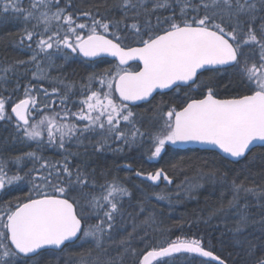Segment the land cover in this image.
<instances>
[{
  "label": "snow or ice",
  "instance_id": "6c2138e0",
  "mask_svg": "<svg viewBox=\"0 0 264 264\" xmlns=\"http://www.w3.org/2000/svg\"><path fill=\"white\" fill-rule=\"evenodd\" d=\"M112 7L120 19L102 14L100 5L78 7L75 0H28L27 7L23 0H0V16L12 14L31 24L20 39L29 48L35 44L28 62L35 65L37 81L25 85L15 101L11 93L0 95V122L11 124L20 143L35 145L14 156L0 153V264H42L45 252H63L78 241L101 249L112 240L125 198L133 193L117 176L102 173L98 179L94 169L73 165L78 153L71 145L90 136L99 137L93 145L97 152L110 148L109 140L121 145L115 151H123L147 138L150 161L161 159L166 146L183 143L210 146L222 159L237 161L264 148V0H151V7L147 0H116ZM165 11L170 14L151 22V15ZM73 56L92 66L108 56L115 64L92 71L79 85L50 76L54 58L67 62ZM0 71L6 83L13 68ZM165 90L183 97L178 103L161 100L152 109L151 130H145L134 108ZM49 148L62 158H46ZM135 175L153 185L172 183L164 168ZM25 186L23 196L4 198ZM199 186L189 184L184 192ZM230 188L229 207L241 194L264 197V188L258 191L243 180L234 178ZM138 211L143 213V206ZM250 219L241 213L235 232ZM134 233L135 227L118 244L131 251L135 264H174L185 254L225 264L202 238L177 236L137 252L130 248ZM81 264H88L87 258ZM257 264H264V257Z\"/></svg>",
  "mask_w": 264,
  "mask_h": 264
},
{
  "label": "trees",
  "instance_id": "16d2710c",
  "mask_svg": "<svg viewBox=\"0 0 264 264\" xmlns=\"http://www.w3.org/2000/svg\"><path fill=\"white\" fill-rule=\"evenodd\" d=\"M75 2L81 8L100 5L102 14L112 19H120L121 12L112 7L116 0H106L107 7L105 0ZM147 2L151 7V0ZM23 6H28V0H23ZM169 14L166 11L158 12L149 18L155 24L156 15ZM141 20H144L143 16ZM25 27L30 28L31 24L26 25L22 18L12 14L0 16V70L9 66L13 68V71L7 73V82L0 81V95L7 97L11 93L13 101L23 96L25 85L37 83L32 79V73L36 71L35 65L28 62L35 44L29 48L27 42L21 43L20 39ZM19 61L25 63H18ZM113 64L115 62L103 60L92 66L81 57L73 56L67 62L62 57H56L50 69V76L79 85L92 71H100ZM2 75L4 73L0 71V76ZM228 78V74L223 77L225 81ZM43 86L48 88V82H43ZM182 97L183 92L174 91L163 96L156 95L151 103L134 108V111L140 114L144 129L151 130V118L154 116L152 109L161 100L165 103H178ZM13 133L11 124L0 122V153L14 156L34 149V144L29 146L20 143L14 138ZM98 139V136H90L82 145H71L70 150L78 153L72 158L73 165H86L88 171L94 169L98 179L102 173H107L109 179L117 176L133 195L130 199L125 198L123 217H117L112 240H105L101 249L78 241L69 245L63 252H45L42 264H81L84 258H87L88 264H92L93 260H98L99 264H107L109 259L114 264H135V257L131 251L124 252L118 244L128 233L133 232L134 227L135 233L130 248H135L137 252L146 246H158L166 239L186 236L202 238L205 246L214 250V253L227 264H257V261L264 257V197L257 199L253 195L245 197L241 194L238 204L229 207V201L233 199L230 182L234 178L237 183L243 180L246 186L256 187L258 191L264 188V148H255L242 160L233 162L222 159L221 155L214 151L196 148L179 150L175 145H168L167 152L161 159L150 161L148 160L150 145L147 138L132 147L123 146V151H115L121 145L109 140L111 147L97 152L93 145ZM43 154L53 161L62 158L55 149H47ZM157 168L165 169L172 180L171 184L162 182L153 185L152 182L135 175L137 171L150 172ZM210 173H214L215 176L209 175ZM189 184L200 186L186 194L184 188ZM26 191L27 186L23 192L13 190L4 198L23 196ZM156 194H167L170 199L158 200ZM140 206L144 208L143 213L138 211ZM243 212L249 214L250 223L242 232L236 233L235 226ZM149 216L152 220L145 224L144 221ZM202 262L215 264L193 254L179 256L174 264Z\"/></svg>",
  "mask_w": 264,
  "mask_h": 264
},
{
  "label": "water",
  "instance_id": "95a60500",
  "mask_svg": "<svg viewBox=\"0 0 264 264\" xmlns=\"http://www.w3.org/2000/svg\"><path fill=\"white\" fill-rule=\"evenodd\" d=\"M101 59H108V60H112V61H115L112 57H108V56H105V57H102V58H98V60H101ZM135 64V63H133ZM173 90H165V93H168V92H171ZM156 96V95H155ZM152 101V100H151ZM143 104H147V103H141L139 106L143 105ZM176 147L179 149V150H185V149H188V148H196V149H199V150H202V151H214V152H217L218 153V150H215V149H212L210 146H205V145H200L198 143H183V144H177ZM255 149V148H254ZM253 150V149H252ZM249 154V153H248ZM247 154V155H248ZM222 155V154H220ZM246 155V156H247ZM243 159V158H242ZM242 159H239L238 161L242 160ZM227 160L229 161H233V162H237V160L233 159V158H227ZM58 252V251H57ZM194 255V254H193ZM204 260H207V261H210L208 260V258H203ZM210 262H213L215 264H218L217 261H210ZM225 262V261H224ZM225 264H227L225 262Z\"/></svg>",
  "mask_w": 264,
  "mask_h": 264
},
{
  "label": "flooded vegetation",
  "instance_id": "af4514ba",
  "mask_svg": "<svg viewBox=\"0 0 264 264\" xmlns=\"http://www.w3.org/2000/svg\"><path fill=\"white\" fill-rule=\"evenodd\" d=\"M81 58H82V57H81ZM83 59H84V58H83ZM84 60H85V59H84ZM103 60H108V59H101V60H99V61L101 62V61H103ZM110 61H112V60H110ZM113 62H115V61H113ZM132 67L135 68V67H136V64H132Z\"/></svg>",
  "mask_w": 264,
  "mask_h": 264
},
{
  "label": "rangeland",
  "instance_id": "374dc122",
  "mask_svg": "<svg viewBox=\"0 0 264 264\" xmlns=\"http://www.w3.org/2000/svg\"><path fill=\"white\" fill-rule=\"evenodd\" d=\"M46 63H47V62L44 63V66H46ZM49 74H50V70H49ZM44 82H47V81H44ZM57 103H58V101H57ZM50 149H51V148H49V150H50ZM162 182H165V181L157 182V184H160V183H162Z\"/></svg>",
  "mask_w": 264,
  "mask_h": 264
}]
</instances>
